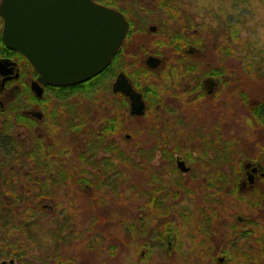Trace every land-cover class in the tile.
Instances as JSON below:
<instances>
[{
    "label": "flooded vegetation",
    "instance_id": "flooded-vegetation-1",
    "mask_svg": "<svg viewBox=\"0 0 264 264\" xmlns=\"http://www.w3.org/2000/svg\"><path fill=\"white\" fill-rule=\"evenodd\" d=\"M165 4H102L123 15L126 36L101 73L72 86L38 82L28 61L4 43L0 15V134L29 153L20 155L13 145L0 155L2 165L9 164L0 169L1 188L7 189L0 198L46 210L37 218L48 229L44 248L1 247L0 264H150V256L182 264L174 258L182 245L192 256L206 251L209 264H229L230 249L247 253L255 237L264 235L244 231L264 221V152L230 153L225 129V123L239 126L241 120L260 126L264 140V97H250L242 85L243 47L233 46L238 36L227 29L219 38L212 10L201 15L194 3L187 14L183 7L177 11V26L164 20L175 26L172 40H163L166 24L157 17ZM143 32L159 39L141 53L131 40ZM125 54L130 62L122 59ZM117 83L140 95L141 113H132V101L114 89ZM240 106L246 113L226 116ZM106 120L109 130L102 133ZM138 140L146 147L133 158ZM134 166L142 184L134 183ZM111 217L119 233L101 234L96 224L103 219L108 229ZM229 221L240 227L238 234L230 237L228 228L211 232L212 225ZM62 225L65 231L56 232ZM67 225L77 232H68ZM136 235L143 243L133 248ZM196 241H205L207 249L192 248Z\"/></svg>",
    "mask_w": 264,
    "mask_h": 264
},
{
    "label": "water",
    "instance_id": "water-1",
    "mask_svg": "<svg viewBox=\"0 0 264 264\" xmlns=\"http://www.w3.org/2000/svg\"><path fill=\"white\" fill-rule=\"evenodd\" d=\"M0 15L6 46L28 61L38 82L50 86L77 85L97 76L128 30L122 14L93 0H2ZM114 89L129 96L132 113H141L140 95L127 83Z\"/></svg>",
    "mask_w": 264,
    "mask_h": 264
},
{
    "label": "rangeland",
    "instance_id": "rangeland-1",
    "mask_svg": "<svg viewBox=\"0 0 264 264\" xmlns=\"http://www.w3.org/2000/svg\"><path fill=\"white\" fill-rule=\"evenodd\" d=\"M165 1V0H163ZM167 5L164 7L158 8V15L160 17H157L158 19H162L163 22L166 19H173L175 20L176 26L178 24L177 18L175 17L177 14V11L180 10L182 7L184 8V14L189 13L192 4H195L196 10L202 15L203 10L206 8H210L212 10V26L213 30L218 33L217 36L220 38L219 33H222L224 30H228L230 34H232V37L237 34V40L236 37L234 38V47L239 46L243 47L244 53L246 48L250 51L246 53L244 64L246 65L249 61H252L256 64V59L264 58V1L260 0H166ZM202 10V13H201ZM164 22L166 26H171L174 28L175 22ZM233 31V32H230ZM145 32V31H144ZM143 32L142 35H138L133 33L131 42L132 46L134 47H141L140 50L141 53L145 52L144 47L152 45L154 42L159 39H154L147 37L145 33ZM163 34V33H162ZM161 34V35H162ZM164 35V34H163ZM231 36V35H230ZM153 40V42H152ZM164 40V39H163ZM221 40V39H220ZM131 47L133 49V52H135L137 49ZM241 52V51H240ZM141 53L138 54V57L141 58ZM129 57L127 54L124 55V58H122L126 62H130L131 60L128 59ZM243 78L242 79V85L244 86V89L248 92V95L252 98H262L264 97V79L260 75H249L248 72H245L243 70ZM254 78H252V77ZM59 101V100H57ZM61 102H58L60 104ZM232 108L227 111V114L229 115L235 114L234 119H236L237 114L245 113L247 111L246 108H233L234 111H231ZM224 124V122H223ZM260 126H258L259 128ZM258 128H251L250 126H245V122L243 121V125H241V120L239 121V126L237 123L232 124V122L225 123V129L228 131V136L231 137L232 143L228 145V151L230 153H239L243 152L247 155L251 154V152L254 151V155L260 156L259 154H262L264 152V140H262V131ZM263 130V129H262ZM141 140H138V143H136V146L133 145V158L136 156H139L137 153V149H134L135 147H139L141 151L144 152V149L146 146L143 145V143L140 142ZM134 173L136 177L134 178L135 184H142L143 181L141 172L139 169L134 167ZM145 183V182H144ZM147 184V180H146ZM134 201H140L141 199L138 197L133 198ZM113 197L109 198L107 200V203H112ZM237 210V209H236ZM110 222H112L111 226L106 229L105 224L103 225L104 221L103 219L96 225H100V232L108 234L109 232H117L119 229L114 224L113 217L110 218ZM230 223V221H229ZM263 221L261 220V224L259 225V230L264 231V227L262 226ZM262 231V232H263ZM228 234L231 233L230 230L226 231ZM143 243V237L137 236L134 238V247H138L140 244ZM188 244V243H187ZM192 252L190 248L188 249V246L182 245L180 248V252L178 256H174L176 261L180 259L182 264H191L192 261L195 260L200 262L198 258L192 257ZM181 255V256H180ZM136 255L132 256L133 262L137 257ZM105 256H102L104 258ZM159 259L161 257L157 256H150L148 261L150 264H161L159 262ZM179 264V263H178ZM200 264H203L200 263Z\"/></svg>",
    "mask_w": 264,
    "mask_h": 264
},
{
    "label": "trees",
    "instance_id": "trees-1",
    "mask_svg": "<svg viewBox=\"0 0 264 264\" xmlns=\"http://www.w3.org/2000/svg\"><path fill=\"white\" fill-rule=\"evenodd\" d=\"M97 2H100L102 4H105L107 6H111L113 4V0H95ZM262 1V0H260ZM264 1V0H263ZM162 2H167L166 0ZM167 5V3L165 4ZM163 39L164 40H172L174 36V28L171 26H165L163 29ZM250 50L246 48L244 56L247 52ZM256 64L252 61H249L244 68L245 72H248L249 75H260L264 79V58L256 59ZM83 88V87H81ZM108 123V120L103 121L102 125H105ZM107 125H105L101 132H108ZM15 146L16 153H20V155H26V157L29 156V153L27 150L23 148V145L18 142H8L3 138V136L0 134V155L2 153L9 154L12 151V146ZM175 147V146H174ZM174 150V149H173ZM137 153L141 154L143 151L137 149ZM9 161H5V163H8ZM9 164H3L0 162V169L7 168ZM10 167V166H9ZM135 167V166H134ZM7 185V184H6ZM1 187H4V184L0 182V197L7 192V189H2ZM261 197H264V195H261ZM261 202V200H258ZM37 212V213H35ZM44 212L46 210H41L37 208H18L15 207L13 203H5L1 202L0 198V239L4 238L5 241L8 243L1 244L0 241V248L3 247L7 250L13 249L15 251H21L24 249H30L34 250L39 247H43L44 244V235L48 233L47 225L44 223H40L39 219L37 218L39 215L44 216ZM35 213V214H34ZM262 226L264 227V221ZM66 225L60 226L56 230V232L65 231ZM68 232H77L74 229V226L67 225ZM224 228H228L231 233H229L230 237L231 235H236L238 232H240V227L234 223H223V224H214L212 225L211 232L214 234H219L223 231ZM245 232L252 233V234H264V231L262 232L259 230V225L252 224V225H246ZM15 236L14 238L10 239V236ZM4 241V242H5ZM251 243H254L249 248H252L251 251L247 253H241L239 252V247L237 246L236 249H230L229 256L231 258V261H229V264H264V235L256 236L255 240ZM192 248L194 249H200L206 250V242L205 241H196L195 246ZM242 248V247H240ZM202 251L200 254L196 252L192 256L195 258H198L200 260L199 264L203 262V264H209L208 260H212V257L207 254H205ZM244 260L245 263L240 262V260ZM173 260V259H172ZM172 263V262H171ZM193 263V261H192ZM194 264H198V262L195 260ZM212 264V263H211Z\"/></svg>",
    "mask_w": 264,
    "mask_h": 264
}]
</instances>
